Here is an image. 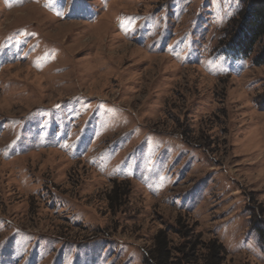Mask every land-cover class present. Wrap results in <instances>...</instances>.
Returning a JSON list of instances; mask_svg holds the SVG:
<instances>
[{"label":"rangeland","instance_id":"374dc122","mask_svg":"<svg viewBox=\"0 0 264 264\" xmlns=\"http://www.w3.org/2000/svg\"><path fill=\"white\" fill-rule=\"evenodd\" d=\"M245 5L0 0V264H145L160 234L264 264V63L222 43Z\"/></svg>","mask_w":264,"mask_h":264},{"label":"trees","instance_id":"16d2710c","mask_svg":"<svg viewBox=\"0 0 264 264\" xmlns=\"http://www.w3.org/2000/svg\"><path fill=\"white\" fill-rule=\"evenodd\" d=\"M245 8L239 11L237 17L230 20L228 27L223 31L222 43L229 51L242 56H249L254 46L259 45L257 52L252 57L255 64L264 63V0H240ZM116 194V192L114 191ZM259 223L256 231L258 244L264 250V229ZM193 247V246H192ZM192 249V248H191ZM210 257L213 259L220 253L218 247L210 246ZM170 254L166 238L161 234L157 236L156 247L144 257L145 264H174L169 260Z\"/></svg>","mask_w":264,"mask_h":264}]
</instances>
